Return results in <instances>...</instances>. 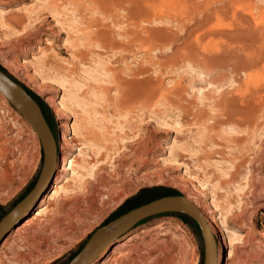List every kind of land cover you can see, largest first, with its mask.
<instances>
[{
	"label": "rangeland",
	"instance_id": "obj_1",
	"mask_svg": "<svg viewBox=\"0 0 264 264\" xmlns=\"http://www.w3.org/2000/svg\"><path fill=\"white\" fill-rule=\"evenodd\" d=\"M0 70L38 102L58 155L0 264H68L98 229L163 196L191 198L216 243L229 236L222 264H264V0H0ZM71 126L77 144L99 146L105 131L108 158L25 223ZM43 164L37 135L0 94V220ZM123 243L108 264H204L182 213L140 221L106 253Z\"/></svg>",
	"mask_w": 264,
	"mask_h": 264
},
{
	"label": "water",
	"instance_id": "obj_2",
	"mask_svg": "<svg viewBox=\"0 0 264 264\" xmlns=\"http://www.w3.org/2000/svg\"><path fill=\"white\" fill-rule=\"evenodd\" d=\"M0 92L2 93L8 104L27 121L32 130L36 133L44 155V166L42 168L39 181L34 189H32V191H30L20 203L14 206L0 220L1 243L3 238L17 224H19L23 219L30 215L32 210L29 209V206L33 202V197L36 194H38L37 196L43 194L42 185L50 176L49 174L51 166L54 164L58 155L56 153V143L53 133L43 115L38 102L25 90L24 87L11 80L1 71ZM170 212L182 213L190 217V219L195 222V224L199 228L203 241L204 264H206L207 261H209V259L213 256L215 239L211 234V231L200 211L184 196H163L129 211L123 216L124 221L117 229L116 233H114L118 235L122 234L127 230H130L137 223L144 219L161 213ZM104 227L98 229L89 237L83 248L68 264H84L89 258V255L90 253H92V249L96 246V244L101 242L105 243V241H108L115 235L103 232L102 229Z\"/></svg>",
	"mask_w": 264,
	"mask_h": 264
},
{
	"label": "bare ground",
	"instance_id": "obj_3",
	"mask_svg": "<svg viewBox=\"0 0 264 264\" xmlns=\"http://www.w3.org/2000/svg\"><path fill=\"white\" fill-rule=\"evenodd\" d=\"M98 35L100 37H103L102 34H98ZM2 73L5 74L4 72H2ZM0 94H2V93L0 92ZM45 100H48V98L47 99L45 98ZM63 128H64V131H66L68 129L66 124L63 125ZM71 129H72L71 131L73 132L72 138H67L64 135L61 136L62 144L60 147L63 148V146H65L64 149H66V150L60 158V163H61L60 165L61 166L57 170V174L54 178V182H53V184H51L49 191H47L42 196L41 201H40L41 204L33 211L31 216L25 221V223L31 222L35 217L42 214L45 211V206L48 204L49 201H52L55 198V196L58 194L59 191H62L64 193L71 195L72 192L74 191V189L70 190L72 183H75L76 181H78L79 183H83V181H85V179L91 180L90 178H92V176L95 174L94 172L97 170V168L103 166L106 162V159L108 158V154L110 153V149L108 148V146L106 147V143L109 142L110 139L106 136L105 131L102 130L103 132L98 135L101 138L103 144L96 146V144L90 143L91 144L90 145V144H87L84 142L77 144L73 139L83 137L82 133L77 132V129L73 126H71ZM90 133H92V132H90ZM92 134H94V133H92ZM132 138H134V137H126L125 136V137L121 138V141L123 144H126L127 141L131 140ZM71 149H74V151H76V155L73 156L70 153ZM56 153H57V147H56ZM43 166H44V164H43ZM56 166H57V159L55 160L54 164L51 166V170H50V174H49L50 176L47 178V180L42 185V191L44 190V188L48 184V182H50V180L53 178ZM79 189H80V187H79ZM81 189H82V187H81ZM37 195L38 194H36L33 197V202L36 201L37 198L39 197ZM186 198L189 202H191L200 211V213L202 214L203 218L205 219L208 227H210L209 222L207 221L203 210L198 208L191 198H189V197H186ZM123 221H124V218L122 217L119 220H117V221L111 223L110 225L104 227L102 229V231L107 233V234H115L117 229L120 227V225L122 224ZM127 231H129V230H127ZM126 232H124V233H126ZM227 232H229V231H227ZM227 232H225V233H227ZM124 233L119 234V235L115 234L108 241H105V243L101 242V243L96 244L95 247L97 249L95 247L92 249V253H90L89 258L86 260V262L84 264H90L91 262L95 261L101 254H103L102 257L96 263L94 262V264H108V263H110L111 260L116 259V257L121 253V251L127 246V245H124L125 243L118 244V245L116 244V246L114 245V248L112 249L110 254H109V252H108V254L106 252L109 249V247H111V245ZM211 234H212V232H211ZM229 234H232L231 231L228 233V235ZM131 241H132V237H129L128 240H126V243H129ZM231 241L232 240L229 239V236L227 238L221 237L220 240L218 241V243H216V240H215V248H214L213 256H212V258L209 259V261H207L206 264H222L224 261L230 260L232 258V252L230 250V247H232Z\"/></svg>",
	"mask_w": 264,
	"mask_h": 264
},
{
	"label": "trees",
	"instance_id": "obj_4",
	"mask_svg": "<svg viewBox=\"0 0 264 264\" xmlns=\"http://www.w3.org/2000/svg\"><path fill=\"white\" fill-rule=\"evenodd\" d=\"M29 93V92H28ZM30 94V93H29ZM31 95V94H30Z\"/></svg>",
	"mask_w": 264,
	"mask_h": 264
}]
</instances>
